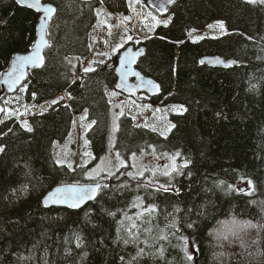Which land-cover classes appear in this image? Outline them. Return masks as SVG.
Listing matches in <instances>:
<instances>
[{"label": "trees", "instance_id": "1", "mask_svg": "<svg viewBox=\"0 0 264 264\" xmlns=\"http://www.w3.org/2000/svg\"><path fill=\"white\" fill-rule=\"evenodd\" d=\"M43 1L56 7L43 66L30 71L14 93L0 87V264H264V4L175 0L164 14L150 7L153 30L138 41L145 50L136 68L156 81L161 93L126 95L134 99L137 115L158 102L177 106L169 115L174 127L162 135L136 122L135 115H123L115 148L125 160L153 150L159 156L179 153L177 159L189 163L178 168L183 174L152 178L155 185L147 182L148 173L118 171L95 200L75 209L42 201L53 187L78 183L86 169L57 162L54 143L67 137L74 115L86 110L92 121L89 149L96 158L107 150L108 93L119 90L118 53L98 61L89 32L98 6L112 15L127 13L128 5L127 0ZM37 22L31 9L0 0V76L16 52L31 48ZM121 29L109 32L115 42ZM128 43L135 41L123 47ZM206 55L236 63L209 67L200 62ZM89 66L95 71L85 73ZM36 107L40 110L31 114ZM25 121L32 131L23 127ZM168 184L179 192L157 190ZM148 205L157 211L139 217ZM133 223L136 242L124 244L118 235L129 238ZM162 235L168 240H160ZM180 236L189 238L192 261ZM161 246L163 258L155 254ZM138 247L147 254L132 261Z\"/></svg>", "mask_w": 264, "mask_h": 264}, {"label": "rangeland", "instance_id": "2", "mask_svg": "<svg viewBox=\"0 0 264 264\" xmlns=\"http://www.w3.org/2000/svg\"><path fill=\"white\" fill-rule=\"evenodd\" d=\"M127 5L128 12L125 14L118 13L111 15L101 6L95 9L97 18L90 29L89 42L94 46V55H97L98 61L109 59L108 57L110 54L118 53L122 47L116 52H113V49L117 48L119 45H124L128 41H141L142 35L146 36L152 33L154 23L153 21L149 22L147 20L149 17H155V14L150 7H146V9L142 10L144 3L141 0H139V3H137L136 0H127ZM98 11L100 13L99 15L97 14ZM125 17L128 19H125ZM165 17L167 20L169 19V16ZM117 26L122 28V32L121 38L115 42V39L113 40V35L109 32L111 30L112 33H115L113 32V28ZM128 36H131L132 39L128 40ZM113 93H115V95H113ZM108 100L110 103L111 124L107 150L103 155L96 158L97 156H95V153L93 154L91 149H89L87 135L92 126V121L87 118L86 110L74 115L73 125L67 137L61 142L56 141L54 143L55 149L53 151V156L57 162L68 166L71 165L73 168L78 166L86 167L83 175L84 177L75 180L76 182H101L109 179L113 173L116 174L118 171H122V174L128 175V173L131 172L133 174L132 176L136 177H141L144 176L145 173H148V176H146L147 182L150 183L151 181V184L155 185L157 183H154V180L151 179L154 177V179H157V176L162 177L165 171L170 172L173 158H175L174 162L177 168L182 167V165H180V160L169 152L159 156L155 151L151 150L135 154V156L131 154L129 159L125 160L120 155L119 158L117 157L118 151L115 148L118 121L121 116L135 115L136 122L152 130L155 129V131L165 135L169 132L167 130L169 126L172 125L169 115L176 110L177 106H162L158 104L152 106L145 114L137 115L136 109H134L136 106L132 97L119 91H110L108 93ZM13 102L17 103L16 101ZM23 107L22 105V110L24 109ZM39 110L40 108L38 111ZM121 112L123 115H120ZM176 112H179V110ZM82 116L86 118L81 120ZM21 119L22 118L19 120ZM85 153L89 155H85ZM121 161H123V165H121ZM138 213H140V211Z\"/></svg>", "mask_w": 264, "mask_h": 264}, {"label": "snow or ice", "instance_id": "3", "mask_svg": "<svg viewBox=\"0 0 264 264\" xmlns=\"http://www.w3.org/2000/svg\"><path fill=\"white\" fill-rule=\"evenodd\" d=\"M101 2H103V0H101ZM137 3H139V0H136ZM249 3H255L256 0H248ZM259 2L261 4H264V0H259ZM15 3L21 6H27L28 8H35L37 11H43L46 16L48 18H50L55 12L56 9L54 7H52L50 4L49 5H44L42 6L40 3V0H15ZM97 14L99 15V11L97 12ZM125 19H128L127 17H125ZM153 19H155V17H153ZM162 21L157 20L156 23L159 24ZM163 23L166 25L168 23L167 20L163 21ZM43 26V25H42ZM209 27H212L211 25H209ZM219 27L221 29H223L224 25L223 23H219ZM128 40H131L132 37L128 36L127 37ZM197 39H202V37H198ZM120 47H123V45H119L117 48L113 49V52H116L119 50ZM40 48L41 45H37L36 46V50L34 53H32L31 55H26V56H19L17 57V60L20 62V66L23 67L24 64L26 63H31L33 65H42L43 64V57L40 54ZM141 52H137V53H132L131 50H129L121 59H120V64H121V68L119 69L121 71V75L123 76L124 73V66L125 65H131L132 63L135 62L136 56L140 55ZM201 63H203V61H201ZM15 67L13 68V71H15ZM95 71V69H93L91 66L89 67H85L84 68V72L88 73V72H92ZM12 73H9V76H11ZM134 75H139V73H134ZM150 87L152 89H155L156 91H159V85L157 84H153L152 81H148L147 82ZM118 87L120 85H117ZM23 90V89H22ZM70 95V94H69ZM113 95H115V93H113ZM60 99H63V97H61ZM52 103H58V101H52ZM179 110L180 111H187L186 108H184L183 105L179 106ZM0 111H3V109H0ZM120 115H123V113L121 112ZM86 117L82 116L81 120H84ZM94 123V122H93ZM23 127H25L27 129V131H32L31 127L27 124V121L24 122ZM90 127V125H89ZM171 127H174V125H170L169 128L167 129L168 131L171 130ZM155 130V129H153ZM163 135V133H161ZM87 143V142H86ZM0 151H3V148H0ZM85 155H89L88 153H85ZM179 153H176V156H179ZM133 156H135V153H133ZM117 157L119 158V153H117ZM173 158V164L171 165V171H165L163 174L165 176H171L172 173H177V174H183L179 171V169L177 168L175 162H174ZM189 163V161H185L183 167H187V164ZM121 165H123V161H121ZM69 167H71V165H69ZM114 174V173H113ZM129 176H132L133 174L131 172L128 173ZM142 175V173H141ZM134 178V177H133ZM223 183V182H221ZM249 186L252 185V181L249 180L248 181ZM103 187H107V185H104ZM229 189H233L232 185L228 186ZM159 190H163L165 192L167 191H175V192H179V189H175L171 184L168 185H161ZM101 191V185L97 184L95 185V187H88V188H84V187H79V186H69V187H62V188H57L53 193H50L49 196L45 199L44 203L47 204L49 200H52L56 203H66L68 204V206L70 208H79L81 206V204L85 201V200H95L97 194H99V192ZM237 191H243L242 189H239ZM137 200H140V197L136 198ZM133 207H139L140 205L138 204H133ZM157 211L156 206L155 205H148L147 207H145L143 209V212L139 213L138 216L139 217H143L145 214H147L148 217H151V215L153 213H155ZM109 215L115 216V213H109ZM128 219H131V217H128ZM148 223H150L151 221L148 220L146 221ZM122 223V222H121ZM189 228L192 227V224H188L187 225ZM172 227H176L175 223L172 225ZM137 225L135 223H133L131 225V228L127 230L128 232V237L129 238H123V237H119L123 239V243L124 244H129V243H135L136 242V235L131 231V229H136ZM119 228L117 229V232L119 234ZM148 231H150V229H148ZM177 231H179V229H177ZM173 235H175V233H173ZM78 243H77V247H80V237L77 236L76 237ZM160 240H168V236L167 235H162L159 237ZM179 239L183 242V250H184V254L187 258V260L192 261L193 260V256L188 252V246H189V238L187 236H180ZM145 243H147V241H145ZM194 246V245H193ZM164 253H165V248L163 246H161L158 250H157V255H159L161 258L164 257ZM147 253L145 252V249L142 247H138L137 248V252L136 255L133 256L131 259L132 261H138L139 258L143 257L144 255H146ZM124 257H121V260H123ZM131 264V262H130Z\"/></svg>", "mask_w": 264, "mask_h": 264}, {"label": "water", "instance_id": "4", "mask_svg": "<svg viewBox=\"0 0 264 264\" xmlns=\"http://www.w3.org/2000/svg\"><path fill=\"white\" fill-rule=\"evenodd\" d=\"M147 2L149 4H151L152 6H154L155 8L161 10V11H165L166 8L174 2V0H147ZM40 3L42 6L50 4L49 2H44L43 0H40ZM51 6L54 7L53 5H51ZM30 9L37 12V13H40L39 21H38V25H37V37H36V40L32 46V50L27 52V53H16L13 56V58L11 59V62H10V65H9L7 71H5L1 74L0 86L6 87L9 91H14L16 86L26 77L27 70L29 68H37V67L41 66V65L37 66V65H33L31 63H26L23 65V67H21L20 62L17 60V57L31 55L32 53L35 52L36 46L38 44L41 45L40 54L43 57L44 48L48 44L46 29H47L48 23L50 22L52 17L55 15V13L50 18H48L42 10L37 11L35 8H30ZM129 50H131L132 53L141 52V54L136 56L134 63H132L131 65H125L124 66V73L125 74L122 76L121 71L119 70L121 68L120 59ZM143 52H144L143 46H140L137 49H133L132 45L126 46L124 49H122L119 52V55L117 56V63L115 65V72L117 75L116 87H118L117 85H120L118 88L123 89L129 93H135L137 91H144L151 96H155V95H158L160 93V87H159V91H156L155 89H152L147 82L152 81L153 84H157V85H159V84L156 81H154L153 79L144 76L137 68H135V64H136L138 58L143 54ZM200 60L203 61V63L207 64L210 67L228 68V67H231L233 64L236 63L234 60L224 59V58L217 56V55H213V56L212 55H206V56L201 57ZM43 61H44V58H43ZM14 67L16 69L15 71H13ZM10 72L12 73L11 76H9ZM134 73H139V75H134ZM183 163H185V162H183ZM69 186H79V187H84V188L95 187L94 185H76V184L59 185V186L54 187L51 191H49L43 197V202L49 196V194L53 193L57 188L69 187ZM46 205L48 207L64 206V205L68 206V204H66V203H56L52 200H49Z\"/></svg>", "mask_w": 264, "mask_h": 264}, {"label": "bare ground", "instance_id": "5", "mask_svg": "<svg viewBox=\"0 0 264 264\" xmlns=\"http://www.w3.org/2000/svg\"><path fill=\"white\" fill-rule=\"evenodd\" d=\"M146 2V4L148 5V6H151V7H153L154 9H156L158 12H160V13H166L167 11H168V9L174 4V2H175V0H174V2L170 5V6H168L167 8H166V10L165 11H161V10H159V9H157V8H155L154 6H152L151 4H149L148 2H147V0L145 1ZM51 4V3H50ZM51 5H53V4H51ZM54 7H55V5H53ZM25 7H27V6H25ZM28 8V7H27ZM30 9V8H29ZM55 9H56V7H55ZM33 11V10H32ZM35 12V11H34ZM35 13H37V12H35ZM38 14V21H39V15H40V13H37ZM55 14H56V12H55ZM55 16V15H54ZM53 16V17H54ZM53 17H52V19H53ZM51 19V20H52ZM50 20V21H51ZM50 23V22H49ZM49 23H48V25H47V29H46V35H47V39H48V44H47V46L44 48V51H43V58H44V60H45V57H44V53H45V50H46V48L48 47V45H49V38H48V28H49ZM37 25H38V22H37ZM36 37H37V26H36V36H35V40H36ZM35 40L33 41V43H32V46H33V44H34V42H35ZM128 45H132V47H133V49H137V48H139L140 46H143L144 47V50H145V46L144 45H142V44H140L139 46H137V47H135L134 46V44L133 43H128L127 45H125L124 47H122L119 51H118V54H117V56L119 55V52L122 50V49H124L126 46H128ZM32 46H31V48L28 50V51H26V52H16V53H27V52H29V51H31L32 50ZM93 50H94V48H93ZM15 53V54H16ZM144 53V52H143ZM14 54V55H15ZM13 55V56H14ZM143 55V54H142ZM141 55V56H142ZM13 56L11 57V59L13 58ZM140 56V57H141ZM139 57V58H140ZM138 58V59H139ZM223 58V57H222ZM11 59H10V61H9V64H8V66H7V68L3 71V72H5V71H7V69H8V67H9V65H10V62H11ZM200 62H201V60H200ZM44 63V62H43ZM116 63H117V57H116ZM116 63H115V65H116ZM137 63V62H136ZM85 64H86V62H85ZM205 64V63H204ZM115 65H114V71H115ZM207 65V64H206ZM43 66V64L40 66V67H37V68H29L28 70H27V75H26V77L16 86V88L14 89V91H9L6 87H2V86H0L2 89H6L9 93H14V92H16V90L22 85V83L28 78V74H29V72L30 71H32V70H34V69H39V68H41ZM210 67V66H209ZM135 68H136V64H135ZM2 72V73H3ZM1 73V74H2ZM116 73V72H115ZM145 76V75H144ZM1 77V76H0ZM147 77V76H146ZM116 78H117V75H116ZM117 89H119V90H122V91H124V92H126V93H128V94H134V93H129V92H127V91H125V90H123V89H120V88H118V87H116ZM140 92H142V93H145L147 96H149V97H154V96H151V95H149L148 93H146V92H144V91H137V92H135V93H140ZM160 93H161V89H160ZM159 93V94H160ZM158 94V95H159ZM63 95H65V93H63ZM158 95H155V96H158ZM38 109H39V107H36L35 109H31V114L32 113H34V112H38ZM183 162H185L184 160H181L180 161V164L181 165H184V163ZM105 183H107V182H105V181H101V182H98V183H65V184H76V185H97V184H99V185H103V184H105ZM61 185H64V184H61ZM57 186H59V185H57ZM56 187V186H55ZM54 188V187H53ZM52 188V189H53ZM52 189H50L49 191H51ZM243 190H244V187L242 188ZM48 191V192H49ZM47 192V193H48ZM46 193V194H47ZM45 194V195H46ZM44 195V196H45ZM43 196V197H44ZM42 201H43V199H42ZM91 201H93V200H85L82 204H81V206L79 207V208H82V207H84L87 203H89V202H91ZM43 204L46 206V207H48L44 202H43ZM65 207H69V206H66V205H64ZM52 207V206H51ZM55 207V206H54ZM79 208H75V209H79Z\"/></svg>", "mask_w": 264, "mask_h": 264}, {"label": "flooded vegetation", "instance_id": "6", "mask_svg": "<svg viewBox=\"0 0 264 264\" xmlns=\"http://www.w3.org/2000/svg\"><path fill=\"white\" fill-rule=\"evenodd\" d=\"M146 0H144V6H143V8H142V10H144V9H146V7H151V6H148L147 4H146V2H145ZM151 8H153V7H151ZM154 9V8H153ZM154 10H156V9H154ZM157 11V10H156ZM158 12V11H157ZM160 13V12H159ZM140 44L138 43V42H135L134 43V46L135 47H137V46H139ZM117 91V90H116ZM119 92H122V93H125V94H128V93H126V92H124V91H122V90H118ZM141 94H143L144 96H146L147 97V95H145V93H142V92H140ZM136 94V93H135ZM149 97V96H148ZM158 104H160V102H158Z\"/></svg>", "mask_w": 264, "mask_h": 264}]
</instances>
